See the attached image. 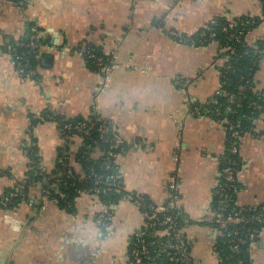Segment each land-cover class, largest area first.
Returning a JSON list of instances; mask_svg holds the SVG:
<instances>
[{
  "label": "crops",
  "instance_id": "1",
  "mask_svg": "<svg viewBox=\"0 0 264 264\" xmlns=\"http://www.w3.org/2000/svg\"><path fill=\"white\" fill-rule=\"evenodd\" d=\"M0 0V192L23 177L31 130L41 165L54 168L61 139L53 117L97 116L112 124L126 144L117 161L126 193L162 204L168 179L178 178L176 207L191 264H220V231L209 225L213 191L228 146L221 121L193 114L220 87L218 45H197L198 31L224 20L258 19L246 34L250 44L264 38L262 0ZM34 22L48 45L44 61L23 75L10 54V41ZM10 45V47H9ZM94 46L109 56L113 70L105 81L91 70L82 49ZM255 85L264 89V55ZM78 139L73 144L77 147ZM238 207L264 212V112L256 115L239 141ZM69 164L79 166L73 157ZM29 203L0 208V264H125L129 242L144 215L127 198L112 207L111 228L95 218L107 207L81 194L73 211L58 208L34 185ZM251 264H264V229L248 245Z\"/></svg>",
  "mask_w": 264,
  "mask_h": 264
},
{
  "label": "trees",
  "instance_id": "2",
  "mask_svg": "<svg viewBox=\"0 0 264 264\" xmlns=\"http://www.w3.org/2000/svg\"><path fill=\"white\" fill-rule=\"evenodd\" d=\"M263 3V14H264V0ZM249 22V23H245ZM257 18L251 17H241L237 19L234 23H229L224 20H220L212 24L211 26L201 29L196 33L193 38L187 39L182 37V40L185 42H192L197 45H205L209 43H216L219 49V58L225 55L230 49H233L235 55H232V58L226 62H222L218 66V72L220 76V86L221 93L212 95L216 97L217 105H213L211 98L200 107L213 108L218 107L220 110V115L211 116L222 123L225 124V127L228 132V125L230 123H239V130H241V136L248 132L252 126V121L257 114L264 112V109L260 110L253 105V102L259 104L264 103V89H259L255 85V73L258 69V62L262 56H258L254 53L253 46L264 43V38L259 39L257 42L250 44L246 41V37H241L239 39L229 38V35L235 31L242 30L245 34L248 33L253 27L258 25ZM32 26L37 27V35L31 32L30 28ZM226 27L227 31H222V28ZM209 31H214L216 37L213 39H208L204 43L200 42L201 33H209ZM37 37V43L43 47L47 46V40H45L41 35V29L34 23H28L26 30L23 35H21L17 40L12 39L10 41L11 49H14V54L21 56L20 61H16L17 68L22 67L24 64L25 73L33 70L36 75V68L42 61L45 59L40 49L32 51L28 48H25L23 44L28 43L32 36ZM93 48L98 55H102L98 49L94 46H88ZM87 66L93 70L97 71L96 67L90 59L84 55ZM97 117V116H92ZM83 117H74V118H64V117H53L47 112L43 113L42 120H52L56 121L58 125V130L63 127L64 124L70 123L75 124L77 121L83 120ZM41 119H37L33 116L30 117V129L28 134L31 137V142L34 145L28 146V143L23 145V150L25 155L28 158L27 170L24 173L23 177L20 179H15L14 184L9 185L7 188L3 189L0 192V208L13 211L17 209L21 204L29 203V193L31 188L39 183L41 185L42 197H46L49 201L54 203L58 208L73 211L74 200L79 196V192H84L91 194V189L95 187L94 179L98 174H103L104 170L102 169L101 162L103 155L108 150L117 151L114 147V141L111 140V137L108 134H105L106 142L98 141L97 144H92V141L98 140L97 133L92 132L89 138L83 139L82 143H79L77 147H74L73 144L77 138L76 133L72 134L74 137L71 140H65L64 144L57 148V155L55 158L54 168L50 171H46L41 165V160L38 154V148L35 145V139L32 138L31 130L34 125H36ZM102 121H105L102 119ZM237 121V122H236ZM237 123V124H238ZM62 138L63 135H60ZM240 136V138H241ZM240 138L237 140L238 145ZM228 143H229V132H228ZM87 148V146H90ZM126 145L125 148L126 149ZM228 147V146H227ZM73 157L76 164L79 166V170H76L69 164L70 157ZM227 156V154L225 155ZM237 162L236 169L238 172L240 161L238 153L231 156ZM224 161L221 164L220 169L223 167ZM116 174L118 170H109L108 174L111 172ZM236 172V173H237ZM88 176L87 179H80V174ZM237 188L238 182H237ZM16 193V196L11 198L10 203L6 206L2 205V201L9 197V194ZM127 194L124 191L121 193H106L104 195H99L97 198L101 201L106 207L112 208L117 202L124 198ZM236 198V197H235ZM144 204H151L146 196H144ZM233 207L236 209L253 213L262 212L260 209H252L247 207H238L233 202ZM215 206V198H213L212 206ZM254 210V211H252ZM172 215H177L178 227H183L186 222V216L176 207L172 209ZM209 225L214 227V225L209 221ZM215 228V227H214ZM256 229V232H252V229ZM264 229L261 225L256 223H246L245 229L241 231V235L246 238V243L242 245L240 253L232 254L229 249L227 242L228 236L220 235L217 244L218 256L223 258L225 261L222 264H235L237 260H241L243 264H251L249 256L247 254L248 245L256 238L258 233Z\"/></svg>",
  "mask_w": 264,
  "mask_h": 264
},
{
  "label": "built area",
  "instance_id": "3",
  "mask_svg": "<svg viewBox=\"0 0 264 264\" xmlns=\"http://www.w3.org/2000/svg\"><path fill=\"white\" fill-rule=\"evenodd\" d=\"M17 5L24 4L23 0H12ZM264 18V14H263ZM246 24L249 22H245ZM31 32L37 35V27L32 26ZM222 31L226 32L227 28H222ZM247 34V33H246ZM246 34L242 30L235 31L229 35V38L239 39L242 36L246 37ZM216 37L214 31L209 33H201L200 42L204 43L208 39ZM25 48L32 51L37 49L42 50V47L37 43V37L34 35L31 37L28 43L23 44ZM254 53L258 56L264 55V43L253 46ZM14 49L10 50L13 61H20L21 56L14 54ZM82 53L92 61L97 71L101 73L103 79L106 81L113 70V62L109 56L98 55L93 48L86 47L82 49ZM235 55L233 49H230L225 53L221 62H226ZM24 64L19 68V72L23 75H30L31 71L25 73ZM221 93V86L214 92L215 94ZM211 97L213 105H217L216 97ZM264 99V98H263ZM253 105L257 109H264V103L259 104L256 101ZM193 114H204L214 116L220 115L218 107L211 109L206 107L195 106L192 108ZM237 122V121H236ZM238 123V122H237ZM230 123L228 125L229 143L227 147V156L224 157V165L220 169V178L217 187L213 191V198H215V206L211 207V219L210 222L214 227L220 231V234L228 236L227 242L229 243L228 249L232 254L240 253L242 245L246 243V238L241 235V231L245 229L246 223H256L264 227V212L250 213L242 211L233 207L235 204V197L238 191L237 188V169L236 160L231 156L238 153V142L242 132L239 130V123ZM58 128V125H57ZM59 135L64 137L61 139V145L65 140L73 139L74 133L79 143H82L83 139L89 138L91 133H97L98 140L92 141V144H97L98 141L106 142L105 134L111 137L114 141V147L117 151L108 150L104 153L101 166L104 170L103 174H98L94 179L95 187L91 189V194L98 197L106 193H121L123 191V183L119 173L108 174L109 170H118L117 161L119 157L125 151V143L119 138L115 127L107 121H102L99 117H88L83 120L77 121L75 124L66 123L61 129L58 130ZM28 146L34 145L31 142V138L27 142ZM87 146V148H90ZM78 165V164H77ZM88 176L83 173L80 174V179L85 180ZM13 181L12 184H14ZM178 178L177 174L170 175L167 183L168 194L165 201L162 204H144V195L130 193L125 196L131 203H133L138 209H140L144 215V223L141 228L135 231L132 236L127 251V259L125 264H191L192 258L189 250V244L185 234L181 227H178L177 215H172V209L176 208V204L179 200L178 193ZM79 194H87L79 192ZM16 193L9 194V197L2 201V205L6 206L10 203L11 198L15 197ZM33 201L29 202L32 205ZM112 221V208L107 207V211L99 214L95 218V224L102 227L105 231L111 228ZM256 232L254 228L251 230ZM220 264L224 263V259L218 256ZM235 264H243L241 260H237Z\"/></svg>",
  "mask_w": 264,
  "mask_h": 264
}]
</instances>
